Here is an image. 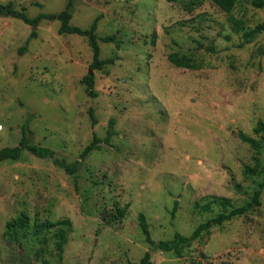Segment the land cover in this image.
I'll return each instance as SVG.
<instances>
[{"label": "rangeland", "instance_id": "rangeland-1", "mask_svg": "<svg viewBox=\"0 0 264 264\" xmlns=\"http://www.w3.org/2000/svg\"><path fill=\"white\" fill-rule=\"evenodd\" d=\"M68 2L0 5L35 17ZM71 11L73 25L88 28L99 16L98 36L116 35L99 40L100 58L112 60L102 69L91 67L87 38L60 33V20L31 25L0 13V150L20 142L27 120L32 142L68 162L94 134L106 137L111 118L117 134L75 175L27 150L0 160V264H130L147 251L151 264H264V187L259 207L214 224L182 256L152 248L139 224L144 213L157 241L190 235L259 189L264 32L245 33L264 22V6L238 0L228 13L211 0H72ZM171 53L200 68L174 65ZM91 71L96 96L83 82ZM21 214L26 226L10 230ZM60 220L70 221L62 257L59 226L39 227Z\"/></svg>", "mask_w": 264, "mask_h": 264}, {"label": "trees", "instance_id": "trees-1", "mask_svg": "<svg viewBox=\"0 0 264 264\" xmlns=\"http://www.w3.org/2000/svg\"><path fill=\"white\" fill-rule=\"evenodd\" d=\"M168 2H177L178 0H167ZM214 4H216L218 7H220L225 12H232L234 9L236 3L238 0H211ZM254 5L258 7L264 6V0H254ZM72 0H69L67 7L58 12V13H40L35 17H30L24 10L16 9L12 4H8L4 6V9L0 10L1 14L17 17L22 19L28 24L31 25H38V23L43 19L48 20H60L61 26L59 28L60 33H70V34H78L81 36H84L87 38L88 43L92 49L93 52V62L91 64V67L93 69H102L103 66L107 63H111V59H101V47L99 44V40H102L104 42H111L114 41L116 38V35H107L99 37L97 34V28H98V20L99 16L93 21L90 27L88 28H82L77 25H73L71 23L72 19ZM233 21L234 18H231ZM264 32V22L257 25L253 30L247 31L245 33L246 37H251L255 35L256 33ZM36 33L33 32L32 35L34 36ZM169 60L174 63V65L178 67H185L190 69H199L200 66L194 62H191L190 60L186 58L179 57L176 53H171L169 55ZM83 82L87 84V89L91 91L92 96H96L94 86H95V76L88 73L84 78ZM90 115L93 119V123L96 124L97 118L94 115V112L92 109H90ZM261 130H264V122L259 121L258 128H256V131L261 132ZM117 134L116 128H115V119L111 118L109 122V129L107 132V135L105 138H101L94 134V137L92 141L83 149V151L80 153L79 159L68 162L67 160L60 158L57 156L56 152L48 148L46 146H42L40 144L32 142V129L30 127V120H27L24 125L22 126V138L20 142L15 146H5L0 150V160L5 159H12L17 160L23 151L27 150L33 155L40 157V158H51L59 167H62L67 173L71 175H75L77 171L79 170L81 166L82 160L86 159V157L93 151L100 149L101 143H106L108 145H112V138ZM239 136L243 140H248L244 133L239 132ZM264 139V136H263ZM264 187V180L260 184L259 189L255 191L253 196L251 197L250 201L243 204L242 206L232 208L228 213H219L215 217L208 219L205 222L200 223L190 235H184L180 232H176L174 237L171 239H163V240H154L151 236L150 226L149 222L147 220V217L144 213L139 214V224L142 228L143 234L145 235V239L148 243L151 244L152 248L154 249H160L162 251L170 252L173 251L179 256L183 255V249L190 245L193 241L197 240L205 231H207L209 228H211L214 224H222L226 220L231 219L235 216H241L244 215L255 208L259 207L261 205V193L262 188ZM214 201L220 202L224 207H227L228 205H231V201L229 198L226 197H219L216 196ZM178 201L175 200V206L172 210V214H175V211L177 209ZM129 204H126V206L120 210L119 214L115 216V218L123 217L125 216L126 210L128 209ZM204 209H207L209 207V204L203 205ZM27 216L25 214H21L17 219L8 222V228L10 230H15L19 227H25L27 224ZM69 220H60L57 222H46L44 224H41L39 227H57L59 226V240L57 242V249L59 251V256L62 257V254L64 252V246L66 243V229L65 225H69ZM63 264V263H58ZM130 264H151L150 260V251H147L143 258L139 262H130Z\"/></svg>", "mask_w": 264, "mask_h": 264}, {"label": "water", "instance_id": "water-1", "mask_svg": "<svg viewBox=\"0 0 264 264\" xmlns=\"http://www.w3.org/2000/svg\"><path fill=\"white\" fill-rule=\"evenodd\" d=\"M1 9H4V6L3 5H0V10ZM90 74H92V71L90 72Z\"/></svg>", "mask_w": 264, "mask_h": 264}]
</instances>
